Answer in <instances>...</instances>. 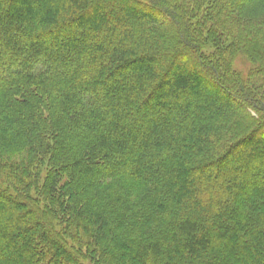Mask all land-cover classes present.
<instances>
[{
	"label": "trees",
	"instance_id": "16d2710c",
	"mask_svg": "<svg viewBox=\"0 0 264 264\" xmlns=\"http://www.w3.org/2000/svg\"><path fill=\"white\" fill-rule=\"evenodd\" d=\"M256 3L0 0V264H264Z\"/></svg>",
	"mask_w": 264,
	"mask_h": 264
},
{
	"label": "rangeland",
	"instance_id": "374dc122",
	"mask_svg": "<svg viewBox=\"0 0 264 264\" xmlns=\"http://www.w3.org/2000/svg\"><path fill=\"white\" fill-rule=\"evenodd\" d=\"M148 1V0H147ZM150 1V0H149ZM245 17L246 18H249L251 20H257V19H260L263 15H264V4L263 3H256L255 5H253L252 8L248 9V11H246L244 13ZM13 17H11V20L8 22L10 24H14V22L16 21V19L18 18L19 16V13L17 12H13ZM262 48H259L258 46V49H257V53L259 56L262 57V60L264 59V56H263V52L261 51ZM256 61H254L255 63ZM261 65V63L259 64ZM251 65L249 64L248 60L245 58L244 55H241V54H238V55H235V57H233V61H232V69L237 71V72H241L242 74L244 75H248V71L251 69ZM263 71V68L262 70ZM219 84H222V80L219 79ZM219 86H223V85H219ZM222 90V89H221ZM211 96L214 97L215 99H218V100H223L224 98L222 97V95H220L219 93H217L215 90L213 93H211ZM246 143H243V145H255V141H245ZM242 145V144H241ZM259 145V144H258ZM8 160H13L12 158H8ZM230 164V161L227 160V164H222V166L224 165V167L226 166H229Z\"/></svg>",
	"mask_w": 264,
	"mask_h": 264
}]
</instances>
